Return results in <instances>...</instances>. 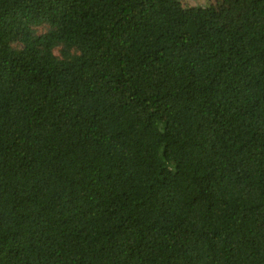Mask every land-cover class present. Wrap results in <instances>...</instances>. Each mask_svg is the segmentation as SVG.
Instances as JSON below:
<instances>
[{
	"label": "trees",
	"instance_id": "1",
	"mask_svg": "<svg viewBox=\"0 0 264 264\" xmlns=\"http://www.w3.org/2000/svg\"><path fill=\"white\" fill-rule=\"evenodd\" d=\"M0 0V264H264V0Z\"/></svg>",
	"mask_w": 264,
	"mask_h": 264
},
{
	"label": "rangeland",
	"instance_id": "2",
	"mask_svg": "<svg viewBox=\"0 0 264 264\" xmlns=\"http://www.w3.org/2000/svg\"><path fill=\"white\" fill-rule=\"evenodd\" d=\"M181 1L185 4H190V5L211 3L212 5H214L220 23L224 27H230L232 25L234 26L237 25V23H239L238 22L240 16L239 12L233 9L224 0H181Z\"/></svg>",
	"mask_w": 264,
	"mask_h": 264
}]
</instances>
